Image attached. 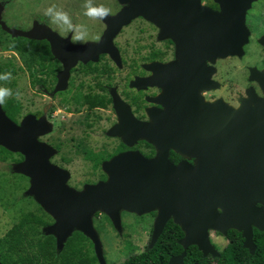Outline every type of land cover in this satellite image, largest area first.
Wrapping results in <instances>:
<instances>
[{
	"label": "flooded vegetation",
	"instance_id": "af4514ba",
	"mask_svg": "<svg viewBox=\"0 0 264 264\" xmlns=\"http://www.w3.org/2000/svg\"><path fill=\"white\" fill-rule=\"evenodd\" d=\"M180 2L181 7H173V19L166 17V11H153L138 15L114 29L108 36L114 54H84V59H75V54H60L63 58L57 59L49 42L44 40L48 51L42 62V85L38 90L48 100L42 115L52 128L59 129L57 136L50 135L49 142L45 141L58 156L57 162L54 157L51 159L53 165L57 163L58 168L66 171L73 167L88 170L91 178L83 182L85 185L106 181L102 165L129 152L153 159L161 154V148H165L163 157L171 166L195 167L196 158L182 153L185 151L184 137L188 133L181 129L160 130L161 123L171 121L172 117L185 116L180 114L185 109L179 110L175 104L189 105L199 117L216 102L237 108L248 90L261 96L257 83L249 79V71L252 68L264 71V0L253 2L245 14L249 36L243 54H258V63L246 67L244 73L241 68L225 67L227 59L240 61L241 58L220 57L210 53L208 48L205 50L207 36L201 33L204 30L199 23L204 20L205 9L220 13L219 4L215 0ZM88 6L102 7L106 9V15L114 17L129 7V3L76 0L74 8L70 9L72 18L68 21L72 27L64 26L59 31L51 29L49 17H42V21L73 46L98 43L108 27L102 17L84 14ZM76 19H79L77 25ZM40 20L34 21L41 23ZM61 47L66 49L65 44ZM61 72H64L60 81L62 89L55 92ZM56 99L60 103V117L54 114L51 104ZM163 136L171 139H162ZM253 207L256 210L238 213L232 220L222 218V211H216L212 224L221 229L207 228L205 231L213 255H203L194 243L184 250L179 244L184 238L183 231L170 219L162 232L169 223L171 234L176 237L175 243L180 247V252L171 257L184 251L182 264H264V204L257 201ZM99 216L94 214L93 222ZM125 217L128 222L124 221ZM155 217L156 212L141 216L120 212L122 234L119 236L124 235L127 224L134 233L145 234L143 250L149 249ZM107 220L106 224L113 229ZM204 222L211 223L202 218L203 225ZM244 232L250 235L249 247H245ZM125 234L128 237L124 243L136 251L137 246L129 237L132 234ZM87 240L93 251L91 241ZM85 246L88 248L87 243Z\"/></svg>",
	"mask_w": 264,
	"mask_h": 264
},
{
	"label": "water",
	"instance_id": "95a60500",
	"mask_svg": "<svg viewBox=\"0 0 264 264\" xmlns=\"http://www.w3.org/2000/svg\"><path fill=\"white\" fill-rule=\"evenodd\" d=\"M117 1L129 3V7L114 17H102L108 29L98 43L73 46L37 22L22 31L0 20V29L12 38L48 41L57 59L63 58L60 54H75V59H84V54H114L109 35L134 17L166 11V17L173 19V7L182 5L180 0ZM215 1L220 13L205 9L204 20L199 23L204 30L201 33L207 36L205 50L208 48L210 53L220 57L241 58L249 36L245 14L256 0ZM61 44H65L66 49H62ZM249 72L250 81H255L259 87L260 97L248 90L237 108L216 102L199 117L189 105L175 104L179 110L185 109L180 112L185 116L161 123L162 132L181 129L188 133L182 153L196 158L195 167L171 166L163 157L165 148L153 159L129 152L104 163L102 170L107 175L106 181L87 185L81 192L67 187L68 173L50 164L52 149L37 142V137L46 133V125L33 116L24 117L16 125L0 106V145L23 156V162L15 165L14 170L30 179L27 194L53 219L45 234L55 239L56 251L60 252L66 240L77 231L91 241L97 263L107 264L99 236L92 226V217L103 212L120 233V212L126 211L138 216L156 212L149 249L165 224L173 219L183 231L184 238L179 244L184 250L194 243L203 255L212 254L205 231L207 228L221 229L212 224L217 210L222 211V218L232 220L238 213L256 210L255 202L264 204V71L252 68ZM63 74L58 75L55 92L62 89ZM162 139L171 138L163 136ZM202 218L211 223L203 225ZM243 236L246 237L245 247H249L250 235L244 232ZM184 255L183 251L171 257L167 264H182Z\"/></svg>",
	"mask_w": 264,
	"mask_h": 264
},
{
	"label": "rangeland",
	"instance_id": "374dc122",
	"mask_svg": "<svg viewBox=\"0 0 264 264\" xmlns=\"http://www.w3.org/2000/svg\"><path fill=\"white\" fill-rule=\"evenodd\" d=\"M74 4H76V0H0V20L10 28L26 31L30 29L35 22L45 25L44 21H42V17L47 16L52 24L51 29L55 28L60 31L64 26L67 29L69 25L72 27V24L68 23V21L72 18L70 17V9L74 8ZM48 9H51V11L46 15L45 12ZM57 13H64L66 19H58L56 16ZM39 19H41V23L34 21ZM75 24H79V19H76ZM78 35L80 36V34ZM8 37L12 38L9 34L4 33L0 29V89L8 90L7 95L0 97V100H2L0 106L3 110L4 105L11 100L12 103L18 107L16 121H13L16 125H19L21 120L26 116H33L36 120H40L46 125V133L37 137V142L45 144L52 149L53 153L48 161L53 165L51 159L54 157L55 162H57L58 156H56L55 150L45 141L49 142L50 135L57 136L59 129L58 127L56 129L52 128V125L46 120L45 116L42 115L43 108L46 107L48 100L42 96L40 90H38V85H31V78L27 70H25L20 54L6 49L8 46ZM249 48L247 47V49ZM257 63L258 54H243L240 61L227 59L225 67L226 69L241 68L240 70L244 73L246 67H252L257 65ZM29 69L35 71L37 67L31 66ZM37 77L41 78V75ZM254 94L260 97L258 94ZM51 104L54 114L60 117L61 113L59 110H61V108L59 100L56 99ZM0 148L3 147L0 145ZM6 151L9 152L8 150ZM9 153L10 154H3L0 151V238L19 221L21 216L27 213H34L48 222L49 225L39 227L38 229L44 236H47L45 230L52 225L54 221L43 210L40 204L37 203L32 196L27 194L30 187V179L14 170L15 165L23 162V156L19 153ZM54 166L59 167L57 163H55ZM66 172L69 176L66 182L69 189L75 192H81L85 186L89 185L83 183L91 178L88 170H76L73 167ZM97 213L100 214V216L94 220V222L92 220V226L93 229L97 227L94 230L99 234L103 256L107 264H118L128 256L130 248L124 243L126 240L125 238L128 237L125 233L132 234L129 235V237L132 239L135 246H137V253L143 250L146 243L145 234L138 232L134 233L133 230H130L128 225L125 224V229H123L124 235L119 236L122 234V228L121 232L118 233L114 227L113 230L109 224H106L108 223V217L103 212ZM127 218L128 217H125V222L129 221ZM132 222H134V220Z\"/></svg>",
	"mask_w": 264,
	"mask_h": 264
},
{
	"label": "trees",
	"instance_id": "16d2710c",
	"mask_svg": "<svg viewBox=\"0 0 264 264\" xmlns=\"http://www.w3.org/2000/svg\"><path fill=\"white\" fill-rule=\"evenodd\" d=\"M6 49L20 54L32 86L40 87L42 80L37 76L41 75L44 55L48 51L44 40L8 37ZM31 66L37 69L30 70ZM3 111L10 120L16 121L18 107L11 100L4 105ZM0 151L3 154H10L3 148H0ZM47 224L46 220L34 213L21 216L19 221L0 238L1 264H98L90 243L79 232H74L66 240L62 250L57 252L54 238L44 236L38 230ZM175 238L168 223L151 249L145 248L137 253L130 247L128 256L118 264H165L169 257L180 252ZM86 243L88 248L85 246Z\"/></svg>",
	"mask_w": 264,
	"mask_h": 264
},
{
	"label": "clouds",
	"instance_id": "9594fccd",
	"mask_svg": "<svg viewBox=\"0 0 264 264\" xmlns=\"http://www.w3.org/2000/svg\"><path fill=\"white\" fill-rule=\"evenodd\" d=\"M51 9L46 10L45 14L47 15L48 12H50ZM86 16L89 17H103L104 15L107 14L106 9L102 8V7H91L88 6L87 10L84 13ZM58 19H66V16L64 13H57L56 14ZM80 37H77V39H79ZM8 94V90L7 89H0V97H3L4 95ZM0 102H2V100H0Z\"/></svg>",
	"mask_w": 264,
	"mask_h": 264
}]
</instances>
